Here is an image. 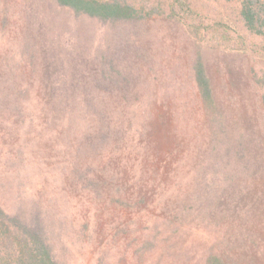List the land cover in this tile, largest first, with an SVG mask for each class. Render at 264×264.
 Instances as JSON below:
<instances>
[{
  "label": "trees",
  "instance_id": "obj_1",
  "mask_svg": "<svg viewBox=\"0 0 264 264\" xmlns=\"http://www.w3.org/2000/svg\"><path fill=\"white\" fill-rule=\"evenodd\" d=\"M52 1L77 16L113 24L115 32L107 33L94 53L79 55L60 47L47 54L45 44L26 37L2 40L9 51L0 54V264H62L56 245L64 228L59 215L70 206L78 212L82 207L78 198L86 195L91 197L87 203L95 201L90 207L93 215L100 213L96 198H102L104 213L127 211L136 220L143 207L140 200L153 188L150 207L172 209L169 226L178 231L179 227L206 230L208 224L187 225L190 207L199 209L204 194L214 199L213 194L238 188L237 167L229 175L224 165L240 166L242 149L250 145L247 135L233 126L238 121L228 117L225 100L219 99L207 55L210 50L249 54L264 63V0H226L235 15L226 7L214 10V15L202 11L200 0H162L169 16L191 33L195 92L191 105L141 102L144 88L137 81L146 69L141 61L150 58L130 34V26L137 28L157 8H146L138 0ZM6 20H0V35L8 28L16 34L12 29L24 25ZM79 46L85 50L94 43ZM261 102L264 108V92ZM157 108L169 112L176 132L168 138L162 165L148 170L144 163L156 151L150 129ZM46 141L56 150L51 164L48 156L40 159L35 153L45 149ZM223 153L230 162L220 161V169L211 172L215 157ZM191 174L197 183L191 182L193 188L183 192L177 181ZM223 179L229 182L221 185ZM220 201H215L213 210L221 211ZM142 218L154 221L145 213ZM118 224L115 217L105 222L107 230ZM83 226L90 232L96 224L85 217L82 225L78 223L79 233ZM171 245L182 248L177 241ZM176 263H182L181 258Z\"/></svg>",
  "mask_w": 264,
  "mask_h": 264
},
{
  "label": "rangeland",
  "instance_id": "obj_2",
  "mask_svg": "<svg viewBox=\"0 0 264 264\" xmlns=\"http://www.w3.org/2000/svg\"><path fill=\"white\" fill-rule=\"evenodd\" d=\"M138 1L146 8H157L156 13L142 21L137 28L136 25L130 26V34L138 39L141 48L150 58L141 61V66L148 71L147 73L143 69L144 75L137 81V85L144 88V100L141 102L147 105L193 104L195 92L190 71L193 49L187 25L169 16L164 0ZM199 4L202 11L212 15L215 14L214 10L223 7L227 8L228 13L235 15L226 0H200ZM223 10L225 11L224 8ZM4 18L9 24L12 21L16 22V26L22 22L24 25H19L17 31L16 28L12 29L16 34L11 33L8 26L7 30H2V55L9 51L7 42L2 40H21L25 37L45 44L47 54L55 52L59 47L62 51L78 55L94 53L96 44H102L107 33L115 32L113 24L77 16L52 0H0V20L4 22ZM120 30H124V27ZM84 41L94 43V46L82 50L79 44ZM207 60L219 99L225 100L224 109L229 114L228 117L231 121H238L233 126L238 125L250 143L249 148L242 149L245 156L239 162L240 166L228 163L224 165V172L229 175H233L231 169L237 167L238 188L232 192L218 191L220 194H213L214 199L204 194L205 202L199 209L196 206L190 207L185 220L191 223L187 225L197 222L199 225L208 224L206 230L179 227L178 231L175 230L176 226H169L171 220L168 217L172 218L174 214L172 209L158 211L150 207V203L154 202L153 188L149 192L145 190L147 195L140 200L143 207L136 220L127 211L104 213L102 207L106 203L102 198H96L100 213L93 215L90 207L95 201L87 203V199L91 198L89 195H86V199L79 197L78 204L82 207L78 208V212L70 206L66 210L62 209L59 215L62 221L58 222L64 228L60 231V239H56V245L62 264H264V108L261 102V94L264 92V63L249 54L230 56L214 50L209 51ZM228 107L234 111L228 110ZM154 116V128L150 129L154 142L151 146L158 153L153 151L149 163H144L148 170L151 167L158 170L156 167L162 165L168 138L176 132V128L169 122L170 114L167 110L157 108ZM176 117L174 114L175 122ZM43 146L45 149L35 153L40 159L48 156L51 164L50 158L56 154L54 145L46 141ZM215 159L216 165L212 166L211 172L220 169V161L230 162L228 159L231 158L223 153ZM192 178L191 174L185 176L183 181H177L182 182L183 192L193 188L191 182L197 183ZM164 179L171 183L166 177ZM228 182L229 180L224 179L220 181L221 185ZM7 193V199L10 200V191ZM217 199L221 200V211L213 210ZM146 207L149 208L147 211ZM143 213L151 216L154 221L142 218ZM85 217L95 221L96 226L90 228V232L83 226V231L79 233L82 228L78 230V223L82 225ZM110 217L117 218L119 224L107 230L105 222ZM216 226L220 228L217 229ZM176 241L182 248L171 245ZM213 254L221 256L222 261L215 259ZM174 255L177 259H173ZM178 258H181L182 263H176Z\"/></svg>",
  "mask_w": 264,
  "mask_h": 264
}]
</instances>
